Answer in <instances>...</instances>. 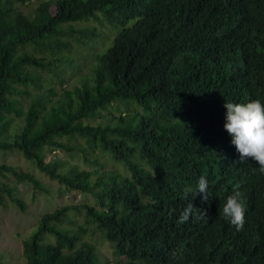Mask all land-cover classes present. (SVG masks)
I'll list each match as a JSON object with an SVG mask.
<instances>
[{"label": "trees", "instance_id": "trees-1", "mask_svg": "<svg viewBox=\"0 0 264 264\" xmlns=\"http://www.w3.org/2000/svg\"><path fill=\"white\" fill-rule=\"evenodd\" d=\"M31 1L0 0V152L22 153L94 204L44 214L24 242L25 264H100L83 241L90 228L113 246L117 264H264V174L251 158L240 163L223 129L225 102L264 103V0H47L34 16L16 5ZM101 16L118 31L97 53L93 77L56 102L33 94L46 62L27 47L69 52L62 38L74 24ZM88 148L128 175L47 162L48 151ZM9 174L45 190L32 173L2 164V205L8 195L25 208L1 179ZM200 176L209 181L206 202L188 192ZM237 190L239 231L219 212ZM188 203L197 209L181 223ZM72 212H84L89 227L64 228Z\"/></svg>", "mask_w": 264, "mask_h": 264}, {"label": "rangeland", "instance_id": "rangeland-1", "mask_svg": "<svg viewBox=\"0 0 264 264\" xmlns=\"http://www.w3.org/2000/svg\"><path fill=\"white\" fill-rule=\"evenodd\" d=\"M43 1L47 0H33L26 5L20 3L16 5L25 15L34 16L35 10ZM100 19L101 21L88 20L74 24V32L62 38L72 45L69 52L66 50L61 53L54 52L51 46L27 47L26 50L34 57L44 59L46 62V68H40L37 71L42 88L32 87L33 94L37 93L51 102H56L63 97L65 90H72L93 77L98 68L97 53L110 45L118 31L105 21L103 16ZM93 29L99 37L88 36L89 31ZM117 115L119 116L120 113L117 112ZM80 144L87 145L84 140H80ZM54 161H62L67 168L77 166L83 171H115L128 175L121 164L114 162L101 150L93 151L88 148L84 154L78 151L73 156L63 150L48 151L47 162ZM2 164L32 173L45 189L36 190L31 183L18 182L10 174L6 179L1 178L13 189V196L21 200L25 208L13 202L8 195H5V204H0V264H25L24 242L37 229L44 214L66 205H93L94 200L91 195L69 191L41 172L34 163L18 151L0 152V165ZM63 227L74 231H79L80 227H89L86 225L85 213H70ZM47 240L52 243L55 241L51 236H48ZM83 241L94 245L100 264H117L113 246L101 234L90 228V232L83 235Z\"/></svg>", "mask_w": 264, "mask_h": 264}, {"label": "clouds", "instance_id": "clouds-1", "mask_svg": "<svg viewBox=\"0 0 264 264\" xmlns=\"http://www.w3.org/2000/svg\"><path fill=\"white\" fill-rule=\"evenodd\" d=\"M223 129L230 137L231 145L239 154L240 163L247 162L248 158L259 165V171L264 174V103L259 99L246 103L225 102ZM188 192L195 197L201 195L202 202L209 199V181L204 176H200L195 190L188 189ZM191 203H188L182 210L179 221L187 222L194 213ZM200 218L206 217V212L200 210ZM220 215L237 231L243 228L245 223V205L243 195L240 191H233L227 196L221 209Z\"/></svg>", "mask_w": 264, "mask_h": 264}]
</instances>
